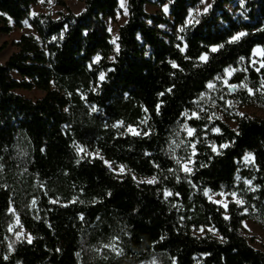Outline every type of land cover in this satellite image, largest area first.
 <instances>
[{
    "label": "trees",
    "instance_id": "16d2710c",
    "mask_svg": "<svg viewBox=\"0 0 264 264\" xmlns=\"http://www.w3.org/2000/svg\"><path fill=\"white\" fill-rule=\"evenodd\" d=\"M39 1L0 0V34L22 28ZM152 1L127 0L117 51L108 21L116 20L119 0H84L80 13L56 0L58 17H33L35 34H23L17 51L0 62V264H264V252L241 233L244 207L224 209L204 195L205 188H233L237 176L251 180L253 189L241 184L239 193L250 218L264 226V118L235 115V128L216 120L211 128L220 131L205 133L219 150L198 143L190 174L176 163L188 142L183 124L202 136L203 122L184 114L196 110L207 81L241 56L248 61L256 45L264 48V0H212L183 31L200 0H168L169 18L148 14ZM239 31L247 34L230 42ZM211 45L223 47L213 52ZM202 53L206 61L198 59ZM246 79L256 93L240 99L264 105L257 92L264 67L246 68L233 81ZM34 89L43 97L17 93ZM129 125L139 134L127 132ZM224 143L229 147L221 149ZM77 146L99 157L80 159ZM105 160L157 182L117 176ZM15 216L30 243L11 231ZM198 228L218 237H197Z\"/></svg>",
    "mask_w": 264,
    "mask_h": 264
},
{
    "label": "rangeland",
    "instance_id": "374dc122",
    "mask_svg": "<svg viewBox=\"0 0 264 264\" xmlns=\"http://www.w3.org/2000/svg\"><path fill=\"white\" fill-rule=\"evenodd\" d=\"M65 1L74 13H80L84 8V3H83L84 0H65ZM211 2L212 0H205L204 4L200 3L198 7H196L195 9H201V11L200 12L192 11L191 16H188L187 20L191 19L194 22V20L199 15L205 13L204 11H202V9L207 4H211ZM165 4L168 5L167 12H165L163 8ZM119 8H120V12L116 20L108 21V31L111 35V42L113 41L114 38L117 41L118 28L121 25H123L128 19V10L125 13V9H127V0H125L123 7L121 6L120 0H119ZM61 11L63 10L57 5L56 0H51L50 3H49V0H43V2H41L40 0L38 4L32 6L30 13L34 12L36 13V15H29V20H27L28 24H24L23 27L20 29H14L9 34H0V46L3 44L6 45L5 49L0 53V62L5 63L7 59L10 57V55H12L14 52L17 51L15 44L16 42L19 41L20 37L23 34H27V35L35 34L34 29L30 25V20L33 17L39 14H49L52 17L57 18L58 13ZM146 11L148 14H159V15H164L167 18H169V1L168 0H161V1L154 0L152 1V3L146 6ZM191 24H187V25H191ZM160 29L163 32H170V29L165 26L163 27L160 26ZM113 45L116 48L117 43ZM260 60H262V57H260L259 55H253L252 53V56L248 61L242 60L236 66H232V68H234L235 71L232 72L231 75L223 72L220 75L222 79L215 78L213 80L215 87L213 88L207 87V92L196 101V110L193 112H187L184 114L186 121L190 119L199 120L203 122L204 127L201 133L202 136L197 137L196 130L193 132L192 135H189L187 131V129L189 128L187 123L185 122L183 124V130L185 131V134L188 138V142L183 148V157L182 159H180L181 161L180 164H181L182 169L183 167H189L193 171L195 155H196V145L198 143H201L202 141H204V143H208L212 147L213 144L209 140H207L208 134L205 132L210 131L213 134L218 133V132H213L211 128V125L216 120L224 121L227 124H229L232 128H235L236 122L233 119V116L235 115H238V116L249 115L253 117L264 118V105L258 104L254 101L245 103L243 100L240 99L242 92H246L250 96H253L256 93V90L252 88L249 81L247 79L244 80V82L247 83L248 86L254 90L252 94H249L246 89L239 86L240 83H236L233 81L234 76L237 73H241L245 71L246 68L253 69L255 71H257V69H260L261 68V64L259 62ZM95 62H98V61L95 60ZM12 76L16 79L19 78V76L15 72H12ZM225 79L228 80L229 84L237 85V87L234 89H229L228 85L224 83ZM257 92L259 94L264 95V89L261 88V85L257 89ZM17 93L27 98H30L32 100H38L42 98L44 95V92L37 90V89H34L32 91L18 90ZM229 102H231V104H229ZM192 113H197L199 118H197L196 116H193ZM241 113H243V115H241ZM209 117H211V119H209ZM127 132L131 134H139L140 130L132 127L131 129L127 128ZM193 147L195 148V152H193ZM76 150H77V147H76ZM218 150L219 148L217 147V151ZM79 156L80 157L83 156V158L99 157L97 154L87 151L84 148H82L81 151L79 152ZM189 160L190 162H188ZM244 161L246 165H250L253 162V158L249 157L247 160L244 158ZM106 166L111 172H113L117 176H123V175L129 174L133 177V179L135 177L134 180L137 183L154 184L157 182L156 180L154 183H148L147 180L151 177L137 176L131 171H129L126 167L124 168V171H114V169H119L120 165H117V164L111 163V167H109L108 165ZM192 171L188 172V174L192 173ZM241 184H244L248 190L253 189L251 184L246 183V181L242 180L239 176H237L236 183L233 188L223 189L219 192H212L210 190L207 196L205 194L204 195L209 201H211L212 203L224 209H226L228 205L231 203L237 204L235 202L236 199L238 198L242 199L244 203L237 204V205L239 207H244L243 213L247 216V218L243 221V228H242L241 233L248 240V242L251 243L253 247H255L256 249L262 250L264 252V226L261 223H257L256 221L250 218L249 210L248 208H246V202L244 198L241 196V194L239 193V188ZM233 192L237 193L236 197H233L231 195V193ZM221 193H223V195H221ZM170 195H166V192H165V196L168 197ZM209 197H211V199H209ZM216 201H219V203H217ZM245 209H247V211H245ZM11 231L14 233L19 232L20 235L18 237L22 240L28 241V237L30 235L23 228L17 216H15V222L11 228ZM206 233H211L218 237L216 231L212 228L193 229V234L197 237H202ZM31 240H32V237H31Z\"/></svg>",
    "mask_w": 264,
    "mask_h": 264
},
{
    "label": "snow or ice",
    "instance_id": "6c2138e0",
    "mask_svg": "<svg viewBox=\"0 0 264 264\" xmlns=\"http://www.w3.org/2000/svg\"><path fill=\"white\" fill-rule=\"evenodd\" d=\"M41 2H43V0H41ZM50 2H51V0H49V3H50ZM124 2H125V0H120V3H121V6H122V7H123V5H124ZM243 2H244V0H240V3H241V4H242ZM200 3H201V4H204V3H205V0H200ZM210 7H211V4H207V5L202 9V11L207 12V11H208V8H210ZM163 8H164V11H165V12L168 11V5H167V4H165V5L163 6ZM192 11L200 12L201 9H189V16H191ZM126 12H127V9H125V13H126ZM4 15H6V13H5ZM30 15H36V13L33 12V13H30ZM9 22H11V18H9ZM192 22H193V21H192L191 19L186 20L185 25H182V26H181L180 31H183V30H184V27H185L187 24H191ZM197 22H198V21H197ZM23 23H24V24H28V21L25 20V21H23ZM29 26H30V25H29ZM161 27H163V26H161ZM246 34H247V33L244 32V31L236 32L234 35H232V36L230 37V42L237 41L240 37H243V36H245ZM62 36H63V33H61V38H62ZM178 38H179L180 40H183V39H184L182 36H180V37H178ZM53 39H56V37H53ZM112 43H113V44L116 43L115 38L113 39ZM177 47L180 48V51H182V52L184 51V48H183V47H180L179 45H177ZM222 47H223V45H211V46H210L211 51H213V52L217 51L219 48H222ZM116 50H117V51L119 50V45H116ZM252 53H253V55H259L260 57L264 58V48H262V46H260V45H256L255 47H253V48H252ZM100 59H101L100 55L97 54L96 57H95V60L99 61ZM111 59H115V57H112ZM198 59H200V60H202V61H206V60H207V53H202V54L198 57ZM244 59H245V57H243V56L240 57V60H244ZM169 62H170L174 67L177 66L175 61H169ZM259 62H260V64H261V67H264V59L260 60ZM89 67H91V65H89ZM259 70H260V69H257V71H259ZM109 71H111V69H109ZM223 71H224V73H227V74L231 75V73L234 72L235 69L232 68L231 65H228L227 67H225V68L223 69ZM245 71H246V69H245ZM99 78H100V80H104V79H105V73H104L103 71H101V72L99 73ZM216 79H222V77L218 74L217 77H216ZM224 83L228 85L229 89H234V88L237 87V85L229 84V83H228V80H226V79L224 80ZM239 86H241V87H243L244 89H246V90L248 91L249 94H252L253 91H254V90H253L252 88H250V87L248 86V84L245 83L244 81H241ZM207 87H208V88H213V87H215L214 82H213L212 80L207 81ZM261 88L264 89V81H261ZM167 91L170 92L171 89H168ZM158 95H163V93H159ZM201 95L203 96L204 93H201ZM213 103H214V102H213ZM229 104H231V102H229ZM156 107H157V111H159L160 104L158 103ZM93 111H95V108H93ZM145 111H147V109H145ZM205 111H206V110H205ZM192 115H193V116H196L197 118H199L197 113H192ZM241 115H243V113H241ZM209 119H211V117H209ZM117 123L119 124V123H122V122L118 121ZM114 127H115V125H114ZM128 127H129V129L132 128L131 125H129ZM187 131H188V134H189V135H192L193 132L195 131V129L189 127V128L187 129ZM212 131H213V132H219L220 129L214 127V128H212ZM144 134L146 135L147 133H144ZM73 143H75V142H73ZM219 147H220L221 149H223V148H227V147H229V143L221 144V145H219ZM81 149H82V146H77V152H78V154H79V152L81 151ZM212 151H213V152H217V146H216L215 144L212 145ZM193 152H195V148H194V147H193ZM97 154H98V152H97ZM252 155H253L252 153H250V152H246V153L244 154V158L247 160L249 157H252ZM100 158L103 159V157H100ZM80 159H83V156H81ZM76 162L79 163L80 161L77 160ZM188 162H190V160H189ZM104 163H105L106 165H108L109 167H111V162L105 160ZM176 163H177V164H180L181 161H180L179 159H177ZM156 166L159 167V165H156ZM202 166H204V165H202ZM124 168H125L124 165H120V166H119V169H114V171H124ZM182 170H183L184 172H186V173L192 171V169L189 168V167H183ZM169 171H172V170L170 169ZM134 179H135V177H134ZM155 181H156V177H151V178H149V179L147 180L148 183H154ZM246 183L251 184V180L246 181ZM257 187H259V186L257 185ZM209 191H210V189L205 188V189H204V194L207 196L208 193H209ZM110 194H111V193H109V195H110ZM170 194H171V193L168 192V191L166 190V195H170ZM176 195H179V193H176ZM221 195H223V193H221ZM231 195H232L233 197H236V196H237V193L233 192V193H231ZM209 199H211V197H209ZM216 202L219 203V201H216ZM235 202H236L237 204H243V203H244V201H243L242 199H239V198L236 199ZM33 203H35L34 200H33ZM81 203H82V201H81ZM225 207H226V205H225ZM8 211H9V212H14V209H13L11 206H9ZM245 211H247V209H245ZM80 218L83 219V214H80ZM225 218H227V216H226ZM17 222H18V220H17ZM245 226H246V225H245ZM10 227H11V226H10ZM201 230H202V229H201ZM16 235L19 236L20 233L17 232ZM115 239H117V238H116V237H113V240H115ZM28 241H29V243L31 242V237H30V236L28 237ZM105 247H112L113 251H119L114 245H111V244H109V245H105ZM9 248H11V245H9ZM77 256H79V253H77ZM5 259H7V257H5Z\"/></svg>",
    "mask_w": 264,
    "mask_h": 264
}]
</instances>
